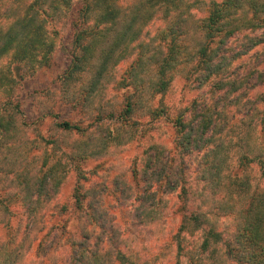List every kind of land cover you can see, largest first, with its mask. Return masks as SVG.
Masks as SVG:
<instances>
[{
  "label": "trees",
  "instance_id": "1",
  "mask_svg": "<svg viewBox=\"0 0 264 264\" xmlns=\"http://www.w3.org/2000/svg\"><path fill=\"white\" fill-rule=\"evenodd\" d=\"M55 23L70 33V48H59L56 32L50 30ZM259 30H264V0H0V95L6 97L0 106V189L6 183L12 189L0 192V228L11 232L16 218L18 224L28 221L30 235L37 225L36 232H42L48 225L44 220L47 205L59 194L55 192L62 182L59 163L51 164L53 155L48 152L34 158L32 152L38 148L30 146L22 134L23 112L17 97L22 76L17 78L15 65L26 62L33 75L40 69L38 65L50 67L58 49H63L69 64L60 78L62 100L85 117L97 112L95 122L100 117L111 122L120 138H114L117 146L136 140L133 128L140 124L136 117L164 118L176 129L173 149L151 145L141 159L143 167L135 163V196L125 198V192H120L123 201L136 207L135 220L153 226L171 198L177 197L179 251H184L183 240L198 239L191 243L187 264H264V190L249 192L251 184L244 178L231 179L223 186L219 158L224 139L235 134L244 147H254V154L241 156V165L257 164L264 173V65L260 66L264 61L251 76L225 77L232 65L227 46L236 36L244 35L247 41L246 52L238 56L257 48L264 53V31L256 37L247 33ZM259 53L253 54L251 62L260 58ZM126 62V70L116 80L115 70ZM178 77L189 84L196 82L204 93L171 118L166 108L153 107L152 101L166 94ZM253 80L255 84H251ZM112 83L122 92L119 106L102 102ZM206 88L210 90L205 93ZM257 89L263 92L256 93ZM56 128L84 138L87 135L78 123L60 122ZM77 143L80 146L72 159H99L113 149H108L107 141L98 142L88 135ZM50 144L57 142L51 140ZM192 159H201V183L210 179L215 186L212 198L216 204L211 212L202 207L191 209L198 192L189 190L185 173ZM77 171L85 179L79 167ZM95 195L77 191L75 205L82 210L85 201L92 199L98 209L101 200ZM200 197L204 199L203 193ZM241 199L244 207L238 210L236 203ZM123 201L118 202L120 206ZM18 202L19 210L13 211L12 205ZM100 215L96 210L87 214L95 225L100 224L104 235L107 227L115 233L99 220ZM105 215L110 216L107 211ZM219 218L230 219L232 228L223 230ZM76 233L82 241L73 243L72 264H150L121 249L112 251L111 247L105 252L103 235L97 238L84 229ZM10 237L0 243V264H22L29 236L17 245L18 237ZM176 264L185 263L179 260Z\"/></svg>",
  "mask_w": 264,
  "mask_h": 264
},
{
  "label": "rangeland",
  "instance_id": "2",
  "mask_svg": "<svg viewBox=\"0 0 264 264\" xmlns=\"http://www.w3.org/2000/svg\"><path fill=\"white\" fill-rule=\"evenodd\" d=\"M200 16H203V13ZM50 30L56 32L54 37L59 44V48H70V33L64 30L61 24L51 25ZM263 31L259 30L256 33L248 31L247 33L251 37H256L262 34ZM246 42L244 35H238L228 43L226 55L228 59L232 60V65L225 73L226 78L251 76L255 66H259L264 61V53L258 48L249 55L238 56L246 52ZM258 51L261 52L258 54L260 58L255 57L251 62L250 59L253 54ZM68 64L67 53L63 49H58L51 66L41 68L38 65L36 68L40 69L33 75L32 72L27 71L26 62L15 65L17 78L22 76L17 90V97L23 112L20 120L22 134L26 135L27 143L30 142L28 143L30 146L33 148L37 146L38 148L32 152L34 158H39L45 152L53 155L51 164L59 163L62 182L57 188L58 191H55L59 192L58 196L47 205L44 220L48 225L45 230L37 233L36 230L40 227V225H37V228L33 229L30 235L27 231L28 221L18 224V220L15 218L11 225V232L0 228V243L8 242L10 236H16L18 239L15 245H17L22 238L29 236L24 246L25 259L22 264H72L74 262L73 252L76 250L73 243L82 241L76 232L84 229L86 232L96 235L97 238H99V235H103V247L101 246V248H104L105 252L112 247V251H114V248L121 249L124 252L133 254L135 257L138 256L142 260H148L150 264H176L179 260L187 264V255H189L187 253H190L191 245L193 242L196 244L198 239L189 237L188 240H183L184 251H179L176 234L181 216L178 213L180 203L177 201V197L171 198L164 214H161V219L156 224L146 226L135 220L136 213L134 210H136V207L132 209L130 201L125 199L123 201L120 194V192H125V198L135 196L133 192L137 190H134L132 181V170L135 163L143 167L141 159L145 152H150L151 145L164 146L166 150L173 149L177 137L176 129L164 118L154 121L147 116L136 117L135 120L140 122L138 126L133 128L136 133V140L129 145L121 144L120 147L117 146L118 140L114 138L119 140L120 138L117 136L115 127L111 122L102 120L101 117L100 120L95 122L97 112H94L93 116L85 117L83 113L73 111L62 100L60 78L66 71ZM263 65L264 63L260 66ZM127 66V62L122 63L115 70L116 80L121 77ZM255 82L256 80H253L251 84H255ZM209 90V88H206L205 93ZM255 92L263 91L257 89ZM121 93V91L114 88L112 83L105 91L102 102L109 101L119 106L118 99H121ZM203 93L196 88V82L189 84L184 78L178 77L166 94L155 97L152 106L166 108L168 116L173 118L181 110L189 108L194 101L200 99ZM5 99V96L0 95V106ZM49 112L54 113L58 118L51 117ZM60 122L81 124L88 136L96 137L98 142L107 141L108 149L110 150V147L113 149L109 154L99 159L86 161L78 157L72 159L73 156H76L74 152L80 146L77 141L83 142L87 135L84 138L77 134L64 133L56 128V124ZM51 140H55L57 144L51 145ZM224 140L225 147L219 155L224 177L222 180L223 186L230 184L231 179L244 178L251 184L249 192L264 190V173L260 166L251 164L244 167L241 165V156L248 155L249 152L254 154L252 153L254 147H244L235 134ZM33 142L34 145H32ZM200 162L201 159L197 162L193 159L189 160L190 169L185 173V178L188 181L187 186L190 187L189 190L198 192L197 195L193 196L191 209L198 210L199 207H202L211 212L216 204L212 198L215 186L210 179L207 180V184L204 181V183H201L204 178L198 174ZM41 164L40 161L39 165ZM77 167L82 170L81 176H84L85 179L79 177ZM12 177L11 175L10 178ZM3 186L0 192H10L12 190L9 183ZM129 188H132V191ZM77 191L96 193L97 198L101 200V205L98 209H95L96 203L89 199L85 201L83 209L79 210L75 205L74 198ZM16 192L18 191L16 190ZM50 192H54V190L51 189ZM126 192H129V194L127 195ZM102 193L104 194L103 199L100 198ZM202 193L203 200L200 197ZM120 200L125 203L124 206L119 205ZM243 204L244 201L242 202L241 199L236 203L237 209L243 208ZM19 206H21V202L14 203L12 205L13 211H18ZM94 210L101 213V219L99 220H103L104 225L109 224L111 228H114L115 233L107 227L104 235L100 230V224L95 225V222L88 218L87 214L92 213ZM106 211L110 215L109 217L105 215ZM217 221L223 230L230 226L232 228L233 222L230 219L219 218ZM19 227L20 232L16 234ZM108 237H111V242H109ZM95 241L96 239L92 243L94 244ZM89 248L93 250L92 244Z\"/></svg>",
  "mask_w": 264,
  "mask_h": 264
}]
</instances>
